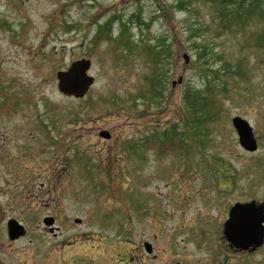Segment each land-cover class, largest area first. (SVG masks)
I'll return each mask as SVG.
<instances>
[{"label":"rangeland","instance_id":"1","mask_svg":"<svg viewBox=\"0 0 264 264\" xmlns=\"http://www.w3.org/2000/svg\"><path fill=\"white\" fill-rule=\"evenodd\" d=\"M220 6L0 0V152L13 138L5 150L30 146L52 176L31 163L23 196L6 195L28 232L9 240L0 226V264H264V243L232 259L222 237L234 203L264 201V48L255 16L241 30ZM81 58L94 84L64 96L56 72ZM234 116L252 126L256 151L240 146Z\"/></svg>","mask_w":264,"mask_h":264},{"label":"water","instance_id":"2","mask_svg":"<svg viewBox=\"0 0 264 264\" xmlns=\"http://www.w3.org/2000/svg\"><path fill=\"white\" fill-rule=\"evenodd\" d=\"M184 61H188V55L183 53ZM91 60L81 58L72 61L67 69L56 72L57 89L65 96L82 98L88 92L90 86L94 83V77L89 74ZM181 77L178 83L181 82ZM175 84L174 82L172 83ZM235 129L240 146L249 152L257 150V141L254 136L250 123L240 116H234L231 119ZM102 137L109 138L110 133L106 130L100 133ZM3 219V211L0 206V222ZM53 218H45V224L50 225ZM80 223L79 218L75 219ZM25 234V229L15 219H9L7 222V237L9 240H15ZM223 237L230 245L241 250H251L260 247L264 243V201L256 203L236 202L228 210V215L223 223ZM146 251L150 252L151 245L144 244Z\"/></svg>","mask_w":264,"mask_h":264},{"label":"flooded vegetation","instance_id":"3","mask_svg":"<svg viewBox=\"0 0 264 264\" xmlns=\"http://www.w3.org/2000/svg\"><path fill=\"white\" fill-rule=\"evenodd\" d=\"M43 125V124H42ZM45 126V125H43ZM55 126V125H54ZM5 137V135H3ZM6 141H13L12 139L5 138L4 143L2 144V150L0 152V206L3 211V219L0 222V226L3 225L5 226L7 230V222L9 219H15L18 221L20 224L24 226L25 229V236L28 232V228L25 223L17 219L16 217L9 216V208L7 209L6 207V202H5V197L8 195L9 199H16L18 198L17 195L23 196L22 194L19 193V191H23L24 189L21 188H26L29 183L35 179V172H37L36 166L31 165V163H38L39 167L42 169L41 173H45L47 177L51 176L48 171V166L42 165L46 161L42 160H34L37 155L35 154V149H32L30 146H25L23 143L21 145H14V149L11 151L5 150L4 146ZM53 142V141H52ZM13 153V154H12ZM51 168V165L49 166ZM34 175V176H33ZM52 178V176H51ZM45 186L44 183H40V187L43 188ZM46 192L51 194L53 191V186L52 184H49L48 187L46 186ZM27 199H29L28 196L24 195ZM51 200H53V196L50 197ZM48 205V202L45 203ZM48 208V207H47ZM24 210H31L29 213L32 214V212L36 210H32L31 208L29 209L28 206L24 207ZM54 211V210H53ZM47 217H52V223L50 225L45 224V218ZM42 224H43V231L46 234H49L51 236H56L60 231H61V226L57 225L56 221V216L52 213H46L43 215L41 218ZM75 222V218L73 220ZM76 223V222H75ZM78 224V223H77ZM21 236L20 238H22ZM223 240L226 243V251L230 254H232L231 258L232 259H239L245 254L249 253H255L256 250L258 249H251V250H241L239 248H236L232 245L229 244L227 240L223 238ZM145 242L143 243L144 247ZM145 249V247H144ZM146 251V249H145ZM152 252V246L150 252L146 251L147 254ZM128 261V260H127ZM174 264H218V262L213 261V262H206V263H192V262H185V261H175Z\"/></svg>","mask_w":264,"mask_h":264},{"label":"trees","instance_id":"4","mask_svg":"<svg viewBox=\"0 0 264 264\" xmlns=\"http://www.w3.org/2000/svg\"><path fill=\"white\" fill-rule=\"evenodd\" d=\"M216 1V0H211ZM220 6L218 8V12L220 15L225 14L224 9L227 11V13H231L232 19L236 21L234 24L239 28L241 26V30H245L246 23L252 19L253 16L256 18V50H260L261 47L264 48V25L261 26L263 29L259 28L260 21H264V0H217ZM182 4V3H180ZM179 7V5H178ZM180 9H184L185 7L183 5H180ZM224 8V9H223ZM240 22V23H238ZM107 26V25H103ZM239 30V29H238ZM240 31V30H239ZM191 36H194L191 33H189V38ZM149 54L151 55L152 52L148 49ZM152 62H156V59L159 57L158 55L151 56ZM150 79H154L153 76ZM175 131L173 134H170V136H156L155 138L159 141H167V140H173L175 137Z\"/></svg>","mask_w":264,"mask_h":264}]
</instances>
